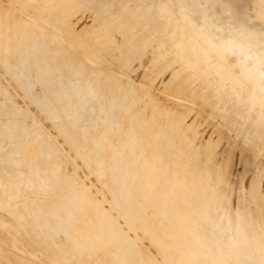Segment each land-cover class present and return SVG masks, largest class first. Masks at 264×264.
Wrapping results in <instances>:
<instances>
[{"label":"rangeland","instance_id":"1","mask_svg":"<svg viewBox=\"0 0 264 264\" xmlns=\"http://www.w3.org/2000/svg\"><path fill=\"white\" fill-rule=\"evenodd\" d=\"M0 188L6 264H264V0H0Z\"/></svg>","mask_w":264,"mask_h":264},{"label":"bare ground","instance_id":"2","mask_svg":"<svg viewBox=\"0 0 264 264\" xmlns=\"http://www.w3.org/2000/svg\"><path fill=\"white\" fill-rule=\"evenodd\" d=\"M4 8V7H3ZM51 8V7H50ZM107 9V8H106ZM51 10V9H50ZM49 11V10H48ZM45 14V13H44ZM50 14V13H49ZM50 15H48V17H49ZM42 18V17H41ZM46 18V17H45ZM123 34V33H122ZM72 40V39H71ZM77 40V39H76ZM108 40V39H107ZM107 40H103V43H104V41H106L105 43L107 44ZM150 40V39H149ZM124 41H125V39H124ZM110 42V41H109ZM147 43V42H146ZM95 45H96V43H94ZM108 44H110V43H108ZM94 45V46H95ZM99 45V44H98ZM105 45V44H104ZM89 46V45H88ZM93 46V44L91 45V47ZM97 46V45H96ZM106 46V45H105ZM104 46V47H105ZM87 47V46H86ZM133 47V46H132ZM89 48V47H88ZM97 47H93V49H95V50H97L96 49ZM100 48V47H99ZM106 48V47H105ZM109 48V47H108ZM92 49V50H93ZM136 49V48H135ZM94 51V50H93ZM128 51V50H127ZM109 52V51H108ZM99 53V52H98ZM109 56V55H108ZM111 60V59H110ZM172 61H173V59H172ZM45 67H46V65H45ZM48 67V66H47ZM51 66H49V68H50ZM53 69H56L57 70V68H52V69H50V70H53ZM58 70H59V68H58ZM47 71V70H46ZM57 72V71H56ZM62 72V71H61ZM49 73H51V71L49 72ZM63 74V73H62ZM179 74V73H178ZM65 75V74H64ZM185 75V74H184ZM182 79V78H181ZM56 80V79H55ZM197 80V79H196ZM177 81V80H176ZM71 82V81H70ZM80 83V82H79ZM101 83V82H100ZM173 83V82H172ZM192 83V82H191ZM67 84V83H66ZM179 84V83H178ZM73 85V84H72ZM180 85H182V84H180ZM67 86V85H66ZM75 86V85H74ZM82 86V85H81ZM84 87V86H83ZM179 88H181L180 86H178ZM79 88H80V86H79ZM186 88V87H185ZM74 89V88H73ZM182 89H184L183 87H182ZM182 89H180V90H182ZM171 90V89H170ZM185 90V89H184ZM187 90V89H186ZM175 91V90H174ZM176 91H179V90H176ZM183 91V90H182ZM89 92H90V90H89ZM100 92V91H99ZM186 92V91H185ZM189 92V91H188ZM187 92V93H188ZM76 93H77V91H76ZM92 93V92H91ZM94 93V92H93ZM92 93V94H93ZM178 93V92H177ZM182 92L180 91V93H178L179 95L181 94ZM187 93H186V95H187ZM190 94V93H189ZM94 95V94H93ZM98 95V94H97ZM100 95V94H99ZM72 96V95H71ZM79 98V97H78ZM84 98V97H83ZM90 98V97H89ZM93 98V97H92ZM97 101V100H96ZM73 102V101H72ZM83 103V102H82ZM85 103V102H84ZM83 105V104H82ZM104 111V110H103ZM2 112V111H1ZM111 112V111H110ZM3 113V112H2ZM113 113V112H112ZM161 113H163V112H161ZM162 116H163V114H162ZM71 117V116H70ZM176 117V116H175ZM156 128V127H155ZM62 132V131H61ZM24 134V133H23ZM38 141V140H37ZM46 143V142H45ZM38 151V150H37ZM41 153V152H40ZM40 155V154H39ZM11 157V156H10ZM208 159V158H207ZM13 160V159H12ZM5 161V160H4ZM39 162V161H38ZM34 169V168H33ZM10 172V171H9ZM168 172V171H167ZM18 173V172H17ZM187 176V175H186ZM10 178V177H9ZM45 178V177H44ZM169 178V177H168ZM55 183V182H54ZM195 187V186H194ZM1 189V188H0ZM12 190V189H11ZM46 190H47V188H46ZM8 196V195H7ZM4 197V196H3ZM30 197V196H29ZM122 203V202H121ZM97 234V233H96ZM35 235H36V233H35ZM17 237V236H16ZM108 237V236H107ZM38 239V238H37ZM42 240V239H41ZM35 242H37V241H35ZM44 242V241H43ZM104 243H106L105 242V240L103 241ZM105 245V244H104ZM66 250V249H65Z\"/></svg>","mask_w":264,"mask_h":264},{"label":"crops","instance_id":"3","mask_svg":"<svg viewBox=\"0 0 264 264\" xmlns=\"http://www.w3.org/2000/svg\"><path fill=\"white\" fill-rule=\"evenodd\" d=\"M7 250H8V247H7L6 243L0 242V264H6V258H5V256H6V251Z\"/></svg>","mask_w":264,"mask_h":264}]
</instances>
